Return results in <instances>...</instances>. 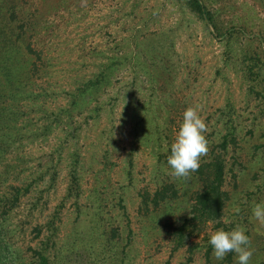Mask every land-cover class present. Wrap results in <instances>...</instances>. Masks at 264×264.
Instances as JSON below:
<instances>
[{
    "label": "rangeland",
    "instance_id": "rangeland-1",
    "mask_svg": "<svg viewBox=\"0 0 264 264\" xmlns=\"http://www.w3.org/2000/svg\"><path fill=\"white\" fill-rule=\"evenodd\" d=\"M212 2L215 8L222 7L219 17L225 24L246 27L235 49L263 33L264 10L259 0ZM0 3L5 4L1 15L14 19L12 31L8 27L0 34L22 35L17 43L22 58L16 55L14 60L20 62L14 65L24 69H18L10 81L0 67V87L5 94L16 95L7 100L23 113L16 126L28 131L0 157V169L9 163L14 167L9 176L19 178L15 183L33 180L31 192L14 211L17 216L7 223V229L13 230L10 243L36 248L39 238L33 239V232L23 234L21 223L29 219L32 224H44L62 202L55 240L63 264H114L103 236L114 229L120 245L132 231L127 264H237L234 253L217 261L209 243L216 230L230 231L237 225L246 229L254 249L249 264H264V222L252 214L256 204L264 203V102L249 93L239 59L227 60L225 41L212 26L177 0ZM3 24L0 18V29ZM3 38L0 55L6 47ZM24 44L33 51L25 50ZM121 53L133 58L66 116L62 109L68 108L67 92L97 72L110 55ZM197 105L209 141L201 163L214 155L224 160L223 188L228 197L222 225L209 222L187 239L199 244L189 261L188 244L172 253L163 225L177 224L188 216L195 192L201 188L195 172L188 179H177L167 165L183 113ZM57 115L60 122L54 121ZM50 122V131L44 132ZM230 126L235 141L229 137L222 147ZM72 167L79 177L78 198L66 196ZM170 183L174 196L156 207L150 201L144 205L146 192L152 195ZM34 203L33 215L28 217ZM29 255L33 257V251Z\"/></svg>",
    "mask_w": 264,
    "mask_h": 264
},
{
    "label": "trees",
    "instance_id": "trees-1",
    "mask_svg": "<svg viewBox=\"0 0 264 264\" xmlns=\"http://www.w3.org/2000/svg\"><path fill=\"white\" fill-rule=\"evenodd\" d=\"M1 1V0H0ZM183 8L188 10L192 15L201 20L207 25L212 26L216 35L225 41L226 45V57L227 60H238L239 64L242 65L243 76L248 80V91L250 94L255 95L258 99L264 102V31L263 33H257L251 43H248L246 47L237 48L236 42H238V37L246 32V27L244 25H230L229 23H224L219 17L220 8H215V3L207 0H177ZM260 5L264 10V0H259ZM3 5L0 3V10H3ZM14 14L13 11H11ZM0 18L4 22L3 28L0 32L4 33V30L9 29L12 31V22L14 19H8L7 16L1 15ZM229 24V25H228ZM3 38L5 51L0 55V65L1 69L4 71L5 77L11 81V77L15 76L18 69L24 70L22 67L18 68L14 63L20 62L14 60V57L18 55L20 58L23 52H19L20 47H17V43L22 38V35L18 33L12 34H0V42ZM252 44H256L254 48ZM235 45L236 47H234ZM24 49L28 52L33 50L30 48L29 44H24ZM238 50V51H237ZM22 58V57H21ZM133 58L132 55H127L126 53L112 54L106 60L99 64V69L90 78L78 83L75 88L68 91V108L62 109V112L66 113V116H70V109L73 110L82 105V102L88 100L94 92L98 91L103 87V85L108 84L111 79L115 76L116 72L124 67L127 62ZM24 68H28V60L25 62ZM9 81V82H10ZM0 87V157L5 156L14 148V144L20 141L23 137L27 135L28 131H22L23 128L16 126L19 118L23 115L18 110L17 105L14 102H9L7 99L12 97L15 98L11 91L8 94ZM18 94V93H17ZM20 95L24 92H20ZM100 108H95V113L99 115ZM56 122H60L59 115L55 117ZM53 121V122H54ZM50 122L44 127V132H49L51 129ZM230 137L232 142L235 141L231 126L229 127L226 135L224 136V141L222 147L226 146L227 140ZM224 160L218 156L214 155L211 160L203 162L200 164V168L195 172L197 178L201 183L200 190L195 192L188 216L184 217L183 220L177 224L166 222L163 226L165 228L166 234L170 237L172 241V253L179 250L188 244L187 251L190 254L188 260H192L191 254L193 250L198 248V243H189L188 238L198 235L202 228L209 222L215 223L216 227L222 225L221 217L223 215V210L225 202L227 200L228 194L224 190ZM13 165L7 163L4 168L0 169V264H63V259L60 258L61 252L57 248V243L55 236L58 231L57 222L60 220V213L64 204L62 202L58 203L49 215L44 224L30 223V220L22 222L20 225V231L23 234L34 233L36 239L37 247L33 248L29 243L26 244L27 248L23 249L19 246L10 243L8 238L13 234L12 229H7L8 221L15 214V210L22 205L23 199L29 195L31 192L32 181L23 180L19 183H15L16 177H10L9 172ZM14 169V167H13ZM69 184L67 187V197L78 198L80 194L79 190V177L76 173L74 167L70 170ZM170 194V195H168ZM176 191L174 186L170 184L161 185L156 189L153 194L146 192L143 198V203L147 206L150 203L156 207L159 202L166 201L170 196H174ZM74 204L76 209L78 208L77 199H74ZM36 207V203L30 204L28 217L33 215L32 211ZM123 208V207H122ZM58 220V221H57ZM57 221V222H56ZM26 225H25V224ZM32 225V226H31ZM43 229L46 233H43ZM29 231V232H27ZM105 230H103V233ZM116 229L111 230L108 236L107 233L103 234L106 238L104 247L110 251V260L114 264H127V246L131 242L132 231L129 229L127 238L125 239V244L120 245V240L117 239ZM43 235V238H42ZM12 238V237H11ZM33 251L32 255L28 257V251ZM210 249L206 251V259L209 261ZM32 257V258H30ZM107 264V263H106Z\"/></svg>",
    "mask_w": 264,
    "mask_h": 264
},
{
    "label": "clouds",
    "instance_id": "clouds-1",
    "mask_svg": "<svg viewBox=\"0 0 264 264\" xmlns=\"http://www.w3.org/2000/svg\"><path fill=\"white\" fill-rule=\"evenodd\" d=\"M206 133L207 124L200 115V106L187 107L167 157L171 176L188 179L200 168L201 159L209 151ZM252 214L258 221L264 222V203L256 204ZM209 243L213 249L212 255L217 261H222L228 254L234 253L237 264H249L254 254L250 237L240 225L230 231L224 228L216 230L211 234Z\"/></svg>",
    "mask_w": 264,
    "mask_h": 264
}]
</instances>
